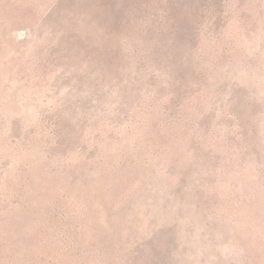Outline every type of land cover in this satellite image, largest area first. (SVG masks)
<instances>
[{
	"label": "rangeland",
	"instance_id": "obj_1",
	"mask_svg": "<svg viewBox=\"0 0 264 264\" xmlns=\"http://www.w3.org/2000/svg\"><path fill=\"white\" fill-rule=\"evenodd\" d=\"M0 264H264V0H0Z\"/></svg>",
	"mask_w": 264,
	"mask_h": 264
}]
</instances>
